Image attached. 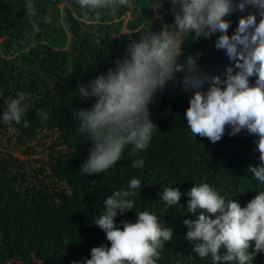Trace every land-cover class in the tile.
<instances>
[{
	"label": "trees",
	"instance_id": "obj_1",
	"mask_svg": "<svg viewBox=\"0 0 264 264\" xmlns=\"http://www.w3.org/2000/svg\"><path fill=\"white\" fill-rule=\"evenodd\" d=\"M27 2L0 0V264H71L90 258L94 246H110L94 223L103 214L107 196L127 188L132 178L140 179L142 188L133 198L134 209L117 216V226L122 227L121 220L135 222V213L149 211L174 233L156 264H211V258L201 259L192 251L194 242L186 239L183 221L198 218L201 211L187 213L186 193L195 184L208 183L246 206L264 190V183L247 170L258 163L257 137L246 130L230 137V129L217 143L195 137L184 117L190 93L170 82L150 105L158 129L147 150L133 156L127 146L104 173L86 175L79 170L88 159L90 142L87 134L78 132L73 109L90 107L93 100L80 99L77 85L112 67L128 40L146 26L158 30L157 11L170 23L174 17L169 3L132 0L131 9L121 7L114 15L102 10L97 24L95 12L82 9L76 0H67L71 8H62V0H32L38 9L37 31L26 17ZM46 14L51 24L43 21ZM243 14L237 10L226 17L232 21L229 34ZM218 35L187 43L184 54L199 52V67L209 77L223 79L234 61L215 48ZM21 92L29 97L30 107L10 131L2 113L8 100ZM41 108L49 114L47 121L37 115ZM23 120L29 122L27 128ZM139 159L144 166L133 168ZM167 187L182 193L171 208L160 199ZM253 264H264V252Z\"/></svg>",
	"mask_w": 264,
	"mask_h": 264
},
{
	"label": "clouds",
	"instance_id": "obj_2",
	"mask_svg": "<svg viewBox=\"0 0 264 264\" xmlns=\"http://www.w3.org/2000/svg\"><path fill=\"white\" fill-rule=\"evenodd\" d=\"M174 19L169 23L157 15L160 28L146 26L142 33L128 40L124 53L114 59L113 66L87 83L77 85L84 101L93 100L90 107L73 109L78 132L87 134L90 142L88 159L80 167L82 174L104 173L115 165L125 148L131 145L130 155L147 150L157 125L151 119L150 105L157 93L170 82L182 85L190 93L184 117L191 133L212 143L228 135L246 130L255 136L258 163L248 165L255 179L264 183V0H166ZM82 8L95 12V23H101L102 10L113 15L121 8L133 7L132 0H76ZM71 8L67 0L60 5ZM254 11H248V9ZM239 10L235 30L226 19ZM26 17L36 28L38 9L28 0ZM259 17V19H258ZM51 24V15L43 18ZM39 31L38 28H36ZM215 40V48L224 50L234 67L226 76L209 77L198 65L196 56H185V45L200 38ZM180 74V75H178ZM254 78V83L250 81ZM21 92L9 99L2 120L15 131L30 104ZM42 122L49 119L47 110H37ZM27 128L29 122L23 120ZM142 159L134 160L133 168H142ZM142 182L132 178L127 188L114 190L104 200L103 214L95 221L110 246H94L90 258L71 264H156L165 242L173 240V229L149 211L135 213V222L116 218L134 209V197ZM187 213L198 218L185 219L186 239L194 242L192 251L211 264H253L264 252V190L259 191L246 206L227 199L208 183L194 185L188 193ZM179 188H164L160 199L171 208L179 204ZM215 217V218H212ZM221 249L224 252L221 253Z\"/></svg>",
	"mask_w": 264,
	"mask_h": 264
}]
</instances>
